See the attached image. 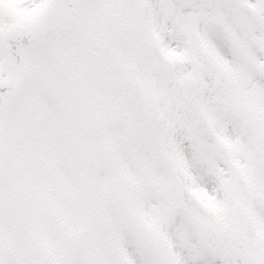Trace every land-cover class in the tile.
Listing matches in <instances>:
<instances>
[{
	"label": "snow or ice",
	"instance_id": "snow-or-ice-1",
	"mask_svg": "<svg viewBox=\"0 0 264 264\" xmlns=\"http://www.w3.org/2000/svg\"><path fill=\"white\" fill-rule=\"evenodd\" d=\"M0 264H264V0H0Z\"/></svg>",
	"mask_w": 264,
	"mask_h": 264
}]
</instances>
